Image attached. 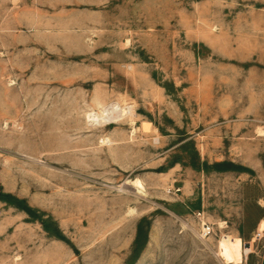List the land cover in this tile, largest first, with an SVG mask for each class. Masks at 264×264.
Masks as SVG:
<instances>
[{
    "label": "rangeland",
    "instance_id": "1",
    "mask_svg": "<svg viewBox=\"0 0 264 264\" xmlns=\"http://www.w3.org/2000/svg\"><path fill=\"white\" fill-rule=\"evenodd\" d=\"M222 236L261 264L264 0H0V264H235Z\"/></svg>",
    "mask_w": 264,
    "mask_h": 264
},
{
    "label": "bare ground",
    "instance_id": "2",
    "mask_svg": "<svg viewBox=\"0 0 264 264\" xmlns=\"http://www.w3.org/2000/svg\"><path fill=\"white\" fill-rule=\"evenodd\" d=\"M126 185L132 186L136 191V194L141 195L144 193V188L139 180H135L130 183H126ZM220 229H223L224 223H218ZM221 241L226 246L228 251L231 253L235 264H240L242 262V253H243V242L240 238L230 239L228 236H222Z\"/></svg>",
    "mask_w": 264,
    "mask_h": 264
},
{
    "label": "built area",
    "instance_id": "3",
    "mask_svg": "<svg viewBox=\"0 0 264 264\" xmlns=\"http://www.w3.org/2000/svg\"><path fill=\"white\" fill-rule=\"evenodd\" d=\"M194 216L199 220L200 226V236L203 239L209 238L214 234L213 226L206 222L204 214L200 212L194 213Z\"/></svg>",
    "mask_w": 264,
    "mask_h": 264
},
{
    "label": "crops",
    "instance_id": "4",
    "mask_svg": "<svg viewBox=\"0 0 264 264\" xmlns=\"http://www.w3.org/2000/svg\"><path fill=\"white\" fill-rule=\"evenodd\" d=\"M261 264H264V252H263V256H262V260H261Z\"/></svg>",
    "mask_w": 264,
    "mask_h": 264
}]
</instances>
